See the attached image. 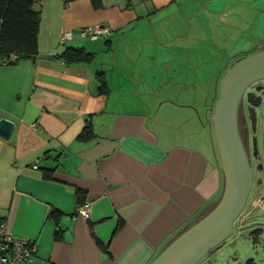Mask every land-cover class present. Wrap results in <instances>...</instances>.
<instances>
[{
  "label": "crops",
  "instance_id": "1",
  "mask_svg": "<svg viewBox=\"0 0 264 264\" xmlns=\"http://www.w3.org/2000/svg\"><path fill=\"white\" fill-rule=\"evenodd\" d=\"M37 7L36 56L0 59V117L14 122L9 138L0 136V216L9 233L35 240L30 264H149L214 206L223 186L211 114L232 62L216 73L214 98L201 111L185 80L172 77L174 60L184 51L180 75L204 69L197 43L206 25L248 29L264 19V0ZM95 24L108 33L89 34ZM70 45L93 57L63 60L58 53ZM87 124L92 134L80 138ZM85 200L87 217L77 210Z\"/></svg>",
  "mask_w": 264,
  "mask_h": 264
},
{
  "label": "water",
  "instance_id": "2",
  "mask_svg": "<svg viewBox=\"0 0 264 264\" xmlns=\"http://www.w3.org/2000/svg\"><path fill=\"white\" fill-rule=\"evenodd\" d=\"M264 78V47L233 61L222 73L211 114L213 136L221 163L223 186L214 206L181 231L149 264H196L234 231L250 188L251 166L236 124L240 96L253 81ZM14 122L0 117V136L9 138Z\"/></svg>",
  "mask_w": 264,
  "mask_h": 264
},
{
  "label": "flooded vegetation",
  "instance_id": "3",
  "mask_svg": "<svg viewBox=\"0 0 264 264\" xmlns=\"http://www.w3.org/2000/svg\"><path fill=\"white\" fill-rule=\"evenodd\" d=\"M264 78L251 82L239 98L236 124L251 166L246 202L234 231L196 264H264Z\"/></svg>",
  "mask_w": 264,
  "mask_h": 264
},
{
  "label": "rangeland",
  "instance_id": "4",
  "mask_svg": "<svg viewBox=\"0 0 264 264\" xmlns=\"http://www.w3.org/2000/svg\"><path fill=\"white\" fill-rule=\"evenodd\" d=\"M213 21L216 24L215 27L208 29V25H206L205 32L201 33L200 39L198 38L197 48L200 54H202L200 55L199 61L204 69L193 70V72L199 73L200 75L197 76L192 73V71L188 70H183L181 75L179 74V69L184 68L182 65L186 63L184 51H180L182 52L181 58L177 56V59L174 60V68H177L176 71L175 69L173 71V66L171 70L173 74L172 77L184 79L186 82L185 87L188 88L190 86L191 99L193 97V101H197V99L200 100V103L198 101V107L201 111L207 110L208 106L212 103L215 95L214 82L217 79L216 73L221 70V66L223 64L225 66L226 63L230 64L238 57L244 56L264 46V19L257 20L248 29L231 28L226 25V22L219 19ZM247 48L249 49L246 50ZM188 50L190 52V49ZM194 55H196V50H191L190 57H192L193 60H195ZM165 67H167V64H165ZM185 68L188 69L189 65L187 64ZM162 71H165L164 68ZM220 78L221 76L219 80ZM143 82L147 83L146 77H143ZM261 123L262 128L259 131L264 132V119L261 120Z\"/></svg>",
  "mask_w": 264,
  "mask_h": 264
},
{
  "label": "trees",
  "instance_id": "5",
  "mask_svg": "<svg viewBox=\"0 0 264 264\" xmlns=\"http://www.w3.org/2000/svg\"><path fill=\"white\" fill-rule=\"evenodd\" d=\"M95 1V0H93ZM39 0H0V59L4 62L14 63L21 57H35L38 52L39 31ZM58 56L67 62L75 60H91L93 53L83 46H66ZM101 84L105 80L101 78ZM92 134L87 124L79 132L80 138ZM51 169L44 170V175L49 176ZM82 191L76 189V196L81 200ZM51 216L57 217L58 213L51 211ZM55 238L59 231L55 230Z\"/></svg>",
  "mask_w": 264,
  "mask_h": 264
},
{
  "label": "built area",
  "instance_id": "6",
  "mask_svg": "<svg viewBox=\"0 0 264 264\" xmlns=\"http://www.w3.org/2000/svg\"><path fill=\"white\" fill-rule=\"evenodd\" d=\"M89 34H106L108 27L104 24H95L86 28ZM78 212L88 216L89 202L83 201L77 207ZM37 249L34 239L25 236H16L6 229L5 217L0 216V264H30Z\"/></svg>",
  "mask_w": 264,
  "mask_h": 264
}]
</instances>
